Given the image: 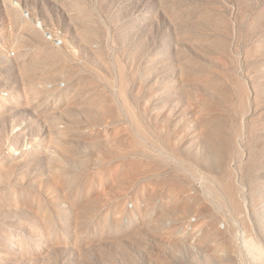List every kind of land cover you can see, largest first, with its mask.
Here are the masks:
<instances>
[{
	"label": "rangeland",
	"instance_id": "374dc122",
	"mask_svg": "<svg viewBox=\"0 0 264 264\" xmlns=\"http://www.w3.org/2000/svg\"><path fill=\"white\" fill-rule=\"evenodd\" d=\"M261 195L264 0H0V264H264Z\"/></svg>",
	"mask_w": 264,
	"mask_h": 264
},
{
	"label": "bare ground",
	"instance_id": "6f19581e",
	"mask_svg": "<svg viewBox=\"0 0 264 264\" xmlns=\"http://www.w3.org/2000/svg\"><path fill=\"white\" fill-rule=\"evenodd\" d=\"M17 131L19 132L20 130L17 129ZM259 201L262 202V205H260L259 211L256 212L254 208H251V215H252V217L254 219L255 224L258 227V230H260L261 235H264V217H261L264 214V196L261 195L260 198H259ZM246 210H247V208H246ZM249 212H250V210H249ZM253 238H254V236H253ZM239 239L241 240L240 241L241 245L244 246L243 250L246 249V252L248 253V255H250L253 259H255V260L257 259L258 260V259H262V257H264V249L262 247H260L261 245H259L258 243H256L257 245L255 244L256 246H254V249L252 250L253 252L248 251L247 248H245V246L248 245V243H246L247 239H245V236H244L243 232L239 235ZM254 243H255V241H254ZM227 264H232V263H227Z\"/></svg>",
	"mask_w": 264,
	"mask_h": 264
}]
</instances>
